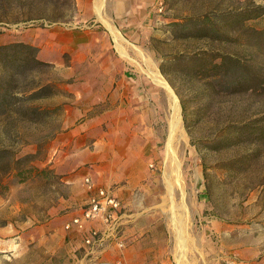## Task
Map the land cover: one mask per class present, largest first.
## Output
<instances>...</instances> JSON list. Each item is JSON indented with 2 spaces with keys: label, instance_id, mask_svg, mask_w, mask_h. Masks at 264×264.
Here are the masks:
<instances>
[{
  "label": "rangeland",
  "instance_id": "rangeland-1",
  "mask_svg": "<svg viewBox=\"0 0 264 264\" xmlns=\"http://www.w3.org/2000/svg\"><path fill=\"white\" fill-rule=\"evenodd\" d=\"M257 6L264 7V0H164L139 43L123 39L119 46L109 30L96 26L90 45L77 51L49 46L51 60L36 46L50 66L19 75L20 86L29 91L27 98L46 82L61 92L25 102L54 109L38 118L11 113L0 119V148L18 158L41 146L24 165L45 169L22 182L13 173L5 176L0 264H51L52 257L57 264H93L81 234L75 250L67 252L71 247L60 230L70 210L66 200L82 193L86 175L124 191L120 197L132 215L125 264H264V137H237L234 128L264 126V12L240 26L217 18ZM205 15L214 16L231 39L173 38L169 23ZM95 18L81 11L77 0H0V43L19 41L23 32L50 40L60 30L86 29ZM204 50L231 55L241 65L210 79L161 71L167 55ZM248 73L255 78L245 82ZM131 74L152 87L148 120L140 119L134 143L126 141L123 106L141 100L132 103L116 89L117 82L127 85ZM227 136L239 142L209 148ZM80 151L102 153L105 163L114 158L116 165L100 174L89 161L72 177L51 168L57 156L66 165L69 153ZM129 153L139 158L134 176L122 173ZM119 256L114 247L105 253L111 261Z\"/></svg>",
  "mask_w": 264,
  "mask_h": 264
},
{
  "label": "trees",
  "instance_id": "trees-1",
  "mask_svg": "<svg viewBox=\"0 0 264 264\" xmlns=\"http://www.w3.org/2000/svg\"><path fill=\"white\" fill-rule=\"evenodd\" d=\"M264 12V7L257 6L251 10H243L239 12H230L217 15V18L225 22L227 26H240L245 21L257 18ZM229 15V16H228ZM173 38H214L218 40L231 39L227 34L223 33L218 27L214 16L205 15L202 17H188L185 19L173 21L169 23ZM264 32V31H263ZM240 61L231 55L214 53L210 51H198L193 53H176L164 57L160 68L166 74V70H174L185 72L188 75H193L201 79H210L224 75L227 70L232 68L238 69ZM50 66V63L38 57V48L25 41H12L9 43L0 44V119L17 113L25 118H38L44 113H49V108H41L31 105L27 107L25 102L31 99L50 97L61 92V88L54 82H46L32 88V93L27 98L26 91L19 84L18 76L33 72L39 68ZM244 76L245 82H250L254 79V75ZM58 108V107H57ZM237 137L244 134L264 137V126H235ZM232 136L224 137L219 141H215L209 148L220 149L235 144L232 141ZM26 157H13V152L8 148H0V193L7 190L8 184L5 181V176L14 174L19 177V180L26 181L32 176H37L45 172V169H40L24 160Z\"/></svg>",
  "mask_w": 264,
  "mask_h": 264
},
{
  "label": "crops",
  "instance_id": "crops-1",
  "mask_svg": "<svg viewBox=\"0 0 264 264\" xmlns=\"http://www.w3.org/2000/svg\"><path fill=\"white\" fill-rule=\"evenodd\" d=\"M163 1L164 0H77V5L80 7L81 11L83 10L85 13H90V16H96V18L93 19L94 23L90 26H87L86 29L84 27H79V29H76L75 27L69 28L67 31L60 30L57 33L58 35H55L52 37V39L45 41L37 37L33 38L32 35H29L27 32H23L22 35H20V40L28 42L34 46L41 47L42 49L40 50V56L47 60L50 59L47 57L46 53V50H48L49 46H52L53 48H62V50L67 51H77V48L80 49L82 46L90 45V43L95 38L94 34L97 33L95 30L96 26H103L106 28V32L109 30L110 36H115L119 46H122L123 39L132 44L139 43V40L144 38L147 32H149L151 26L155 24L157 17H159L157 14L158 6ZM98 17L109 24L111 28L106 27L103 23H98ZM112 39H114V37H112ZM126 80L127 85L121 84V81L117 82L116 89L118 92L123 93L125 96L130 95L132 97V103H135L137 100H141L137 106L132 105L130 108L123 106V109L127 111L128 114L123 122V125L126 128L125 134L129 135L126 141L128 143H134L136 139H139V133L136 126H139L143 120H148L146 117L147 114L149 115L151 107L150 97L147 94H152V87H146L142 82V79L140 80L136 78V76L133 74L129 76L127 75ZM147 143L151 144V149L154 148L151 137H149ZM69 154V160L66 165L60 164L59 156H57L54 160V163L51 164V168L55 169L56 173L67 175V177H72V175H75L74 173L77 171V169L82 167V164H85L89 161L94 163L96 166L94 170L100 174H103L105 170L109 172L116 165L114 158H111L110 162L105 163L103 160V154L99 152L88 153L80 151L71 152ZM124 157L126 159L123 162L122 173L131 174V176H134V174L138 172L139 158L131 155L130 153L128 157ZM124 188L125 186L122 187V189ZM118 194L124 195V191L120 192L119 190ZM87 195L88 191L86 187H83L81 194L70 195V198L66 200L68 207H70L69 211H71V208L77 205V203H81L87 197ZM65 218L67 222V220L70 218L69 212H67ZM60 230H62L61 232L64 238H68V245L71 247L68 248L67 252H73L75 247L72 246L76 244L80 234L76 231L67 230L65 227L60 228ZM49 251L56 255L60 252L58 247H51ZM52 259L51 264H57L55 261L53 262Z\"/></svg>",
  "mask_w": 264,
  "mask_h": 264
},
{
  "label": "built area",
  "instance_id": "built-area-1",
  "mask_svg": "<svg viewBox=\"0 0 264 264\" xmlns=\"http://www.w3.org/2000/svg\"><path fill=\"white\" fill-rule=\"evenodd\" d=\"M162 10L160 7L159 11ZM84 185L88 195L71 208L65 228L81 234L85 254L93 264H125L126 232L132 221L127 204L113 185L99 184L90 175L84 178ZM113 247L120 252L115 261L105 257Z\"/></svg>",
  "mask_w": 264,
  "mask_h": 264
},
{
  "label": "bare ground",
  "instance_id": "bare-ground-1",
  "mask_svg": "<svg viewBox=\"0 0 264 264\" xmlns=\"http://www.w3.org/2000/svg\"><path fill=\"white\" fill-rule=\"evenodd\" d=\"M174 115V114H173ZM177 116V115H176ZM176 118V117H175Z\"/></svg>",
  "mask_w": 264,
  "mask_h": 264
}]
</instances>
